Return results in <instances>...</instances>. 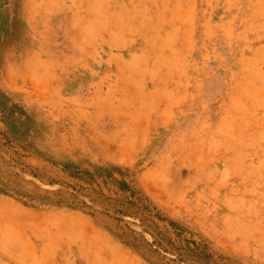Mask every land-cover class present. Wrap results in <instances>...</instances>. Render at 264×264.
I'll return each mask as SVG.
<instances>
[{"label":"rangeland","instance_id":"374dc122","mask_svg":"<svg viewBox=\"0 0 264 264\" xmlns=\"http://www.w3.org/2000/svg\"><path fill=\"white\" fill-rule=\"evenodd\" d=\"M0 264H264V0H0Z\"/></svg>","mask_w":264,"mask_h":264}]
</instances>
